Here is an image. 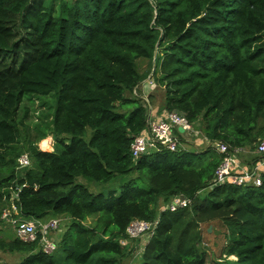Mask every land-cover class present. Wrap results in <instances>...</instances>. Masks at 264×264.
<instances>
[{
  "label": "trees",
  "instance_id": "1",
  "mask_svg": "<svg viewBox=\"0 0 264 264\" xmlns=\"http://www.w3.org/2000/svg\"><path fill=\"white\" fill-rule=\"evenodd\" d=\"M39 96L53 98L52 113L28 139L19 111ZM150 100L211 144L254 150L264 137V0H0V251L22 264H125L129 223L158 218L137 264H264V173L258 187H212L223 159L213 147L132 159ZM49 135L53 151L39 150ZM21 154L30 166L18 168ZM79 177L119 188L95 193ZM176 197L192 202L170 211ZM54 218L69 221L60 262L12 236V219ZM214 224L226 229L219 257L201 246Z\"/></svg>",
  "mask_w": 264,
  "mask_h": 264
},
{
  "label": "built area",
  "instance_id": "2",
  "mask_svg": "<svg viewBox=\"0 0 264 264\" xmlns=\"http://www.w3.org/2000/svg\"><path fill=\"white\" fill-rule=\"evenodd\" d=\"M146 83L150 88L154 84L149 76ZM142 98L143 94H142ZM148 98V94H147ZM144 100H147L144 98ZM152 113V112H151ZM181 130V131H180ZM193 131L192 124L188 119L176 112H164L163 115L148 114L146 129L136 135L130 145L131 157L137 160L143 155L150 152H161L168 150L174 152L179 146V137ZM200 133V132H199ZM217 153L223 155V159L215 170L212 187L230 184L233 186H255L261 185V175L264 173V137L259 139L255 145L254 152L257 155L256 161H252L248 166H241V154H247L249 151L245 148H232L219 142L213 143ZM28 154H21L18 158V168L30 166ZM192 199L185 197H176L167 206L170 211L189 206ZM13 212L15 209L13 207ZM9 211H4L2 218H7ZM159 219L147 222L142 220H133L126 228L128 239H142L143 236L149 237L154 235ZM13 224L15 237L23 243H37L41 251L46 255H53L57 250L56 235L59 231L60 220L57 218L45 222H26L21 220H10ZM128 244V240H121V245ZM141 251L138 252L140 254Z\"/></svg>",
  "mask_w": 264,
  "mask_h": 264
},
{
  "label": "rangeland",
  "instance_id": "3",
  "mask_svg": "<svg viewBox=\"0 0 264 264\" xmlns=\"http://www.w3.org/2000/svg\"><path fill=\"white\" fill-rule=\"evenodd\" d=\"M60 0H55V6H58ZM146 83V81H145ZM143 97L147 99V93L144 92ZM147 101V100H145ZM157 101H151L149 102V107L147 108L150 115H152V110H155L156 107H159ZM54 105V100L51 96H43V97H32L31 100L27 101L25 100L20 108L19 111V118L23 117L26 113V109L28 111L27 113V118L25 119V124L27 125L28 130L26 129V133H28L29 138L28 139H34V136L37 135V133L33 129V125L38 123L41 125L42 128H45L46 125L48 124V121L50 120V116L52 113V108ZM26 108V109H25ZM131 107H126L123 111H128L130 110ZM159 109V108H158ZM156 111V110H155ZM162 113V112H160ZM193 131L196 132L194 133H188L183 135L182 142L179 144L181 148L184 149H191L194 151H202L206 150L209 147H213L214 145L211 144L210 140L207 139L199 130L197 131L194 129L192 126ZM22 131L24 129L22 128ZM200 132V133H199ZM91 131L88 129L86 135L84 136L85 140H88L90 138ZM49 138V139H48ZM51 139V142H50ZM68 140V139H67ZM49 142L51 143L50 146ZM54 144H55V139L49 135L47 138H45L43 141H40L37 146L39 150L44 151V152H51L54 149ZM254 148V146H253ZM213 152L212 149H210ZM251 150V149H250ZM253 150V149H252ZM246 154H241L240 160L242 161V158L246 160L245 158ZM251 157L256 158L257 155L253 154L252 156L249 155L248 159ZM243 167V165H241ZM77 183L85 185L89 190L92 192H104L107 189H118L119 184L117 182L107 184L104 186V184H98L90 179H85L83 177L77 178ZM162 205V204H161ZM160 205V206H161ZM166 208H162L160 210L164 211ZM60 226H59V231L57 232L56 235V242H57V250L55 251V259L60 262L64 257H65V252L62 250V247L58 245L60 244L61 239L63 238L64 234L68 230L69 226V221L66 219H60ZM94 218H88L85 221L86 225H92ZM50 220V219H49ZM48 221V220H47ZM7 226L4 228V231H7L8 233L10 230L12 231V228L9 225H4ZM211 227V231L209 232V228ZM214 232H212V226L204 227V233H203V239H202V244L201 246L205 248L206 251H212L215 256L219 257L221 254L222 248L226 244V229L223 227L221 224H214ZM208 231V233L206 232ZM2 232V231H1ZM14 232V231H13ZM14 237V233L12 235ZM149 241V237L146 235L142 237V239H135L134 241L126 244L127 246L131 247L133 249V254L125 260V264H137L140 260L141 253L138 254L141 249L147 245ZM122 245V246H126ZM25 256L19 253H4L0 251V264H22L23 259ZM231 260H234V257H230Z\"/></svg>",
  "mask_w": 264,
  "mask_h": 264
},
{
  "label": "crops",
  "instance_id": "4",
  "mask_svg": "<svg viewBox=\"0 0 264 264\" xmlns=\"http://www.w3.org/2000/svg\"><path fill=\"white\" fill-rule=\"evenodd\" d=\"M151 89L152 88H150L149 86H148V84L147 83H145V81H143L142 83H141V92H142V94H144V92L145 93H147L148 94V96L151 94ZM159 107H156L155 108V110H152V114L153 115H156L157 117H160L161 115H163V113H164V111H162V113H160L161 112V110L160 109H158ZM43 141V140H42ZM50 142H51V139H50ZM49 142V145L48 146H50V143ZM249 152L245 155V158H246V160L245 159H243L242 158V162H243V166H248L252 161H254L253 159H255L254 157H251L250 159H248V156L249 155H253V154H255V152H254V150H250V149H247ZM257 158V157H256Z\"/></svg>",
  "mask_w": 264,
  "mask_h": 264
},
{
  "label": "water",
  "instance_id": "5",
  "mask_svg": "<svg viewBox=\"0 0 264 264\" xmlns=\"http://www.w3.org/2000/svg\"><path fill=\"white\" fill-rule=\"evenodd\" d=\"M151 75H152V73H151ZM181 131V130H180ZM211 231V227L209 228V232Z\"/></svg>",
  "mask_w": 264,
  "mask_h": 264
}]
</instances>
